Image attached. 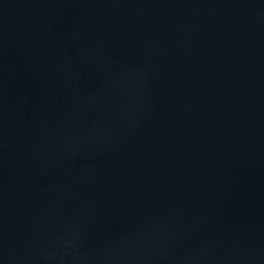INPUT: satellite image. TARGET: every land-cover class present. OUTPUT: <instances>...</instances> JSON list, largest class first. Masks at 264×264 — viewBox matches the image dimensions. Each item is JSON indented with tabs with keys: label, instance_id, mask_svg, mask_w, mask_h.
Returning <instances> with one entry per match:
<instances>
[{
	"label": "water",
	"instance_id": "water-1",
	"mask_svg": "<svg viewBox=\"0 0 264 264\" xmlns=\"http://www.w3.org/2000/svg\"><path fill=\"white\" fill-rule=\"evenodd\" d=\"M0 264H264V0H0Z\"/></svg>",
	"mask_w": 264,
	"mask_h": 264
}]
</instances>
